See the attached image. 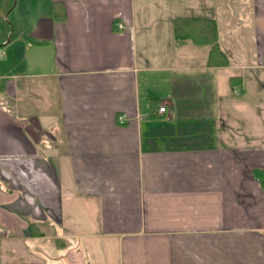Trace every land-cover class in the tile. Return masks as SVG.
<instances>
[{"label":"crops","instance_id":"obj_1","mask_svg":"<svg viewBox=\"0 0 264 264\" xmlns=\"http://www.w3.org/2000/svg\"><path fill=\"white\" fill-rule=\"evenodd\" d=\"M54 1L17 0L0 41L3 264H264V0ZM188 15L229 65L175 39Z\"/></svg>","mask_w":264,"mask_h":264},{"label":"trees","instance_id":"obj_2","mask_svg":"<svg viewBox=\"0 0 264 264\" xmlns=\"http://www.w3.org/2000/svg\"><path fill=\"white\" fill-rule=\"evenodd\" d=\"M17 0H0V18L2 21V30L0 32V41L6 37L9 40L17 38L19 35L24 34L14 17V8ZM53 11L57 19L64 18V8L60 1L53 2ZM173 34L177 40H190L195 45H209V53L207 56L206 64L208 66H227L229 65V57L227 53L221 48L218 38V26L215 18L204 15H188L177 16L173 20ZM35 43L38 42L29 37ZM230 85L232 88L240 84V76H232L230 78ZM4 89V84L0 81V90ZM158 98H151L152 104H157ZM254 174H260L262 169L253 167ZM30 233L32 235H41L42 231L38 226L31 222L29 224Z\"/></svg>","mask_w":264,"mask_h":264},{"label":"rangeland","instance_id":"obj_3","mask_svg":"<svg viewBox=\"0 0 264 264\" xmlns=\"http://www.w3.org/2000/svg\"><path fill=\"white\" fill-rule=\"evenodd\" d=\"M175 1H177V4L180 3V6L182 5L180 0L179 1L178 0H174V2ZM190 3H191V0H190ZM161 5L162 6L159 7L158 1L157 2L156 1H152V3H150V8L153 9V11H155V12H153L154 15L150 16L152 19H151V25L148 28V30L150 29L151 31L147 32V35L150 36L151 43H152V45L149 44L146 47L149 51H154L156 49V48H154L153 45L156 44L158 42V40L161 39V36H162V35H159L158 28H159L160 25L163 24V22L160 19L161 16H163V15L158 13V11H157V10H160V11L162 10L161 7H163V3ZM137 31H138L137 40H138V47H139V51L138 52H139V58H140V56H141L140 53H142L144 51V47H145L144 39L141 38V37L143 36V34H145L146 31L143 29V27H138ZM1 237L2 236H0V238ZM87 240L88 239H81L80 241L85 243V241H87ZM0 244L2 245V247L0 245V249H1L5 245V241L0 240ZM10 252H11V250H7V253H10ZM6 256H7L6 259H7L8 263L11 264V256L9 254L6 255ZM2 261H3V259L0 258V264H3Z\"/></svg>","mask_w":264,"mask_h":264},{"label":"built area","instance_id":"obj_4","mask_svg":"<svg viewBox=\"0 0 264 264\" xmlns=\"http://www.w3.org/2000/svg\"><path fill=\"white\" fill-rule=\"evenodd\" d=\"M120 28H122V25L121 24H119L118 25ZM4 42L6 43L7 42V40H4ZM2 56V47H1V45H0V57ZM0 105L4 108V109H6V104L5 103H3V102H0ZM166 106L165 105H161V106H159V108H158V111L160 112V113H164V112H166ZM124 116L125 115H119L118 116V120H119V122H123V120H124Z\"/></svg>","mask_w":264,"mask_h":264}]
</instances>
